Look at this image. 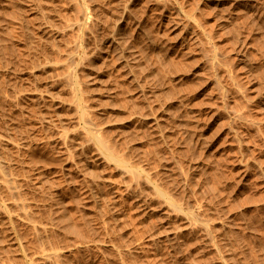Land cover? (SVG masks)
<instances>
[{"label": "rangeland", "instance_id": "1", "mask_svg": "<svg viewBox=\"0 0 264 264\" xmlns=\"http://www.w3.org/2000/svg\"><path fill=\"white\" fill-rule=\"evenodd\" d=\"M0 264H264V0H0Z\"/></svg>", "mask_w": 264, "mask_h": 264}]
</instances>
